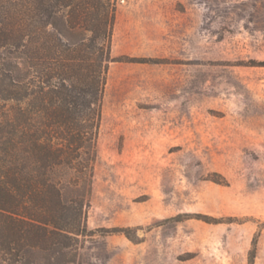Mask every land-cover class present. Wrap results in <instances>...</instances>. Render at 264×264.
<instances>
[{
	"label": "rangeland",
	"instance_id": "rangeland-1",
	"mask_svg": "<svg viewBox=\"0 0 264 264\" xmlns=\"http://www.w3.org/2000/svg\"><path fill=\"white\" fill-rule=\"evenodd\" d=\"M116 3L78 264H264V0Z\"/></svg>",
	"mask_w": 264,
	"mask_h": 264
},
{
	"label": "trees",
	"instance_id": "trees-1",
	"mask_svg": "<svg viewBox=\"0 0 264 264\" xmlns=\"http://www.w3.org/2000/svg\"><path fill=\"white\" fill-rule=\"evenodd\" d=\"M116 11L0 0V264H78Z\"/></svg>",
	"mask_w": 264,
	"mask_h": 264
}]
</instances>
